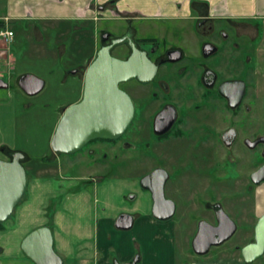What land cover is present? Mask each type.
Listing matches in <instances>:
<instances>
[{
  "label": "flooded vegetation",
  "instance_id": "af4514ba",
  "mask_svg": "<svg viewBox=\"0 0 264 264\" xmlns=\"http://www.w3.org/2000/svg\"><path fill=\"white\" fill-rule=\"evenodd\" d=\"M190 6L188 14L173 18L121 17L115 13L110 19L102 17L111 21L113 35L107 30L101 32L98 49L121 39L111 54L127 59L132 53L131 40L136 48L146 52L157 70L147 82L132 78L119 84L134 108L132 121L119 137L93 139L78 151L64 154L75 156L92 143L105 142L114 148L117 163V143L139 117L142 128L139 126L137 131L146 136L147 155L157 150L160 164L143 176L156 168L163 169L167 173L166 198L173 200L165 194L166 184L179 178L189 180V194L201 199L199 202L191 198L179 210L173 200V215L162 220L172 221L174 237L180 231L183 240L190 235L194 252L192 240L199 223H218L213 206L220 204L229 216L225 209L231 208L213 200L214 194L237 192L238 197H252V206H233L237 211L232 212L233 217L229 216L236 229L237 222L253 226L249 242L254 238L258 218L264 213L257 217V195L264 192V181L252 180V174L264 165V15L212 16L206 4L192 1ZM143 20L148 23L144 26L154 27L150 28L151 35L141 31ZM134 145L127 141L124 148L133 149ZM87 151L88 156L95 155L93 148ZM240 180L245 187L240 186ZM145 191L149 193L152 208L151 194ZM177 212L180 216L199 212V217L195 222H189L187 216L177 222L173 219ZM2 255L0 246V259Z\"/></svg>",
  "mask_w": 264,
  "mask_h": 264
},
{
  "label": "rangeland",
  "instance_id": "374dc122",
  "mask_svg": "<svg viewBox=\"0 0 264 264\" xmlns=\"http://www.w3.org/2000/svg\"><path fill=\"white\" fill-rule=\"evenodd\" d=\"M110 1L120 10L122 9L125 12H129L131 16L141 18L143 17V11L148 13L160 10L164 11L167 10L165 9L166 2H169V5L174 8V6H178V3L181 4L182 0H107L104 4ZM205 1L212 2L210 0ZM235 1H243L240 8L245 6L248 10L247 12L253 11L257 13V16H261L258 13L262 12L258 11L262 6L261 3L264 4V0H257V3L256 0H252V2H250V0H217L216 3L220 4L222 7L228 5L232 8V3ZM5 3L6 0H0V14L5 13ZM42 4L45 5L44 9H46L48 13V3ZM27 22L37 24L44 37L43 43L48 44V47L56 48V43H63L69 47L70 45L74 46L80 44L82 41H84V44L85 41H89L88 36L74 33V29L71 27L70 29H68V27H62L64 32L60 35L58 29L55 27L58 22L54 20H23L21 22L23 25L15 22L10 23V27L17 31L16 39L15 42L8 44V49L6 50L11 52L12 55L18 56L20 63L16 68H10L6 64V61L0 60V77L8 84L7 88H0V145H13L17 150L27 153L31 159L25 162L26 168L29 171L27 175L26 191L21 201L14 209L11 217L2 223L3 228L0 230V246L3 250V255L0 259V264H33V262L22 253L19 248V243L27 233L37 227L48 225L51 227L52 232H54L56 228L55 220L57 219V222L64 227V230H69L66 225L70 224V230L77 233L76 236H78V234H80L78 224L81 223L86 225V222L90 219V215L91 222L99 221L98 214L94 211V207L97 205L95 193H97L98 201L102 204V207L107 206L108 208L115 207L118 209L114 214L109 216L112 224L114 218L117 216L116 213L127 210L133 211V208L137 206L148 213L147 209H150L151 203L150 196L148 192L141 188L139 181L147 171L160 165L157 150L156 153L147 155V150L144 146L146 136H144L142 132L138 133L137 131L142 124L139 117L136 118L130 130H128L117 143L116 150L119 155L117 163L113 157L114 148H111V146L105 142L92 143L75 154V156L55 154L50 149V138L63 108L74 103L75 101L72 102V100H75L79 94V81L78 79H74L71 74H68L66 76L67 79L62 81L66 75V67H64V64H66V59L70 54L63 56L59 55L57 51L43 53L34 52L32 50L34 47H41L43 43H40L42 41L33 39L32 31L30 32L28 26H26ZM70 23L72 25V22ZM144 24L148 23H145V20H143L141 23V26L143 25L141 31L147 35H151L150 28L153 29L154 27L151 25L144 26ZM98 25L99 29L96 33V40L99 47L100 33L107 30L112 34V28L111 21L108 19H101ZM4 28L8 27L5 26ZM86 46H88V43H86ZM83 71L84 67L76 70L75 74L81 75ZM25 73L36 74L46 81L45 86L39 93L27 95L19 88L14 75H22ZM127 141H132L135 144L132 147L133 149L124 148L126 147ZM88 148H93L95 155L91 157L88 156ZM1 157H4V155L0 151V159H3ZM37 178H53L56 182H60V188H63V185L66 183L67 187L61 194L57 193L45 196L42 195L43 191L39 189L37 194L34 195L32 187V190H29V188L31 186L30 183L33 181L38 183L41 181L37 180ZM239 182L240 186L244 185L243 180ZM189 186H191L189 180L179 178L175 179V181L171 179L166 184L165 194L176 201L178 210L182 205L188 204L189 200H192L191 198L194 200L196 198L199 202L201 201L198 196L192 197V195L189 194ZM237 187H239V183ZM216 188H220V186L216 185ZM82 190H87L90 193L91 203L94 205L90 215L89 211H87L89 209H85L87 206H84L82 201L79 202L78 208L84 209V211H77L74 215L70 214L66 207H62V211L65 214L71 215L69 219L71 223L74 224V227L69 223L67 218L56 215L55 213L58 209H61V203L65 196L64 194L71 195L81 192ZM212 199L219 200L221 204L231 208L230 211L225 209L230 217L234 215L232 212L234 213L237 211V207L233 206L240 204L253 205L252 197L251 199L250 196L247 195L238 197L237 192L224 196L220 195V193L214 194ZM25 201L26 203L28 202V206H31V209L26 208L24 212L21 211V209L19 211L18 208ZM66 203L64 204L68 206ZM192 203L195 204L196 201ZM247 209L248 208L245 210ZM133 213L136 216H143L144 214L143 211H133ZM186 214L180 216L177 212L173 219L177 222H181V218L185 220L187 216L189 222H195L199 217V212H187ZM20 219H22V222ZM245 219L250 220L249 217H245ZM170 223L172 224V221ZM112 227L113 225H111V229ZM164 230L165 228H161L158 231L159 233L161 231V233L165 234L166 232ZM193 231L194 228L191 233ZM180 233L176 232L175 235L176 254L180 260L184 261L186 257H191V259L203 258L204 256L198 255L192 251L190 247V235L183 240ZM252 233L253 226L251 224L237 222V229L233 236L222 244L211 247L206 254L208 257L214 259L224 254V256L228 257L227 263H229V261H231L229 259L234 255L237 256L241 248L249 242ZM74 239L70 238L69 247L71 244L73 253L76 254L80 250L78 246L81 241ZM63 242L67 244L64 238ZM133 243L135 250L134 255L141 254L140 244L137 243L135 239H133ZM58 245L59 244L55 242L54 249L63 258L64 264H93L94 261L92 259L87 260V262H80L74 257L65 256L64 253L58 249ZM114 257V251L111 249L110 259H114ZM240 261L241 264H246L243 259ZM249 264H264V255Z\"/></svg>",
  "mask_w": 264,
  "mask_h": 264
},
{
  "label": "water",
  "instance_id": "95a60500",
  "mask_svg": "<svg viewBox=\"0 0 264 264\" xmlns=\"http://www.w3.org/2000/svg\"><path fill=\"white\" fill-rule=\"evenodd\" d=\"M120 41L97 49L93 59L83 71L81 99L63 108L50 138V148L56 154L73 153L93 139H115L130 124L134 115L132 101L119 84L132 78L140 82L149 81L156 73L157 66L146 56L145 51L135 47L127 59L111 54L113 46ZM19 88L27 95H35L44 87L40 77L25 73L18 77ZM8 84L0 77V88ZM25 155L21 151L11 153L10 159H0V224L11 217L21 201L27 187V173L22 164ZM165 170L156 168L141 177L140 186L151 194V214L158 220H166L174 213L175 203L164 195ZM254 182L264 181V165L252 174ZM218 223L211 225L201 221L192 240V248L197 254H205L211 246L220 245L234 233L235 223L223 211L220 204L213 206ZM115 227L130 229L133 216L120 213L115 219ZM22 253L33 264H64L63 258L54 249V236L50 226L43 225L27 233L20 241ZM264 255V213L258 218L254 228V238L241 248V257L246 264ZM139 255L129 262L113 261V264H137Z\"/></svg>",
  "mask_w": 264,
  "mask_h": 264
},
{
  "label": "crops",
  "instance_id": "0c3cea01",
  "mask_svg": "<svg viewBox=\"0 0 264 264\" xmlns=\"http://www.w3.org/2000/svg\"><path fill=\"white\" fill-rule=\"evenodd\" d=\"M106 1L107 0H6L4 7L5 13L0 14V20L4 22V26L8 27V29L12 30L14 33L11 43L15 42L17 31L16 29L10 27V23H21L23 20H54L58 22L55 27L56 29H58L60 35L62 32H64L62 27H68V29H70L71 27L74 29V33H80V35L82 34V36L89 37V41H85V44L84 41H82L80 44H76L74 46L70 45L69 47H67L66 44L56 43V48H52L48 47V44L43 43L44 37L37 24L27 22L26 25L28 26L30 32L32 31L33 39L37 41H42L40 43H43L41 47H34V49H32L34 52L50 53L51 51H57L59 55L63 56L70 54V56L66 59V64H64V67H66L67 69L65 68L66 75L64 76V79H62V81H65L67 79L66 76L68 74L73 75L74 79H78L79 94L77 98H75V100H72V102H74L80 98L83 86V74H75V71L82 69L83 67L85 69V67L93 59L95 52L98 49L96 33L99 29V21L102 19V17L110 19V17L114 15V13L116 15H120L121 17H128L131 15L129 12H125L122 9L120 10L115 4H113L112 1L104 4ZM192 1H196L197 4H206L208 6L207 10L212 16H252L257 14L253 11L247 12L248 10L245 6L243 8H240L243 1L233 2L232 8H230L228 5L225 7L220 6V4L216 3L217 0H210L212 2L205 0H182L181 4L177 2L178 6L176 5L174 6V8L169 5V2H166L165 9L167 10L153 11L152 13L143 11L142 15L148 17L170 18L186 15L191 9L190 3ZM250 2H252V0H250ZM42 3H48L49 6L47 5V7H49L50 13H47L46 9H44L45 5ZM111 5H114V9L117 12H115V10L111 8ZM261 5L262 6L261 8H259L258 12L262 13L258 14L264 15V10H262L264 9V4L261 3ZM70 22H72V25ZM86 43H88V46H86ZM6 49H8V45L6 46L0 41V60L6 61V64L10 68H16L20 63L18 56L12 55V53L8 52V50ZM14 76L15 81L17 82L18 77L20 75ZM45 83L46 81L44 80V86ZM14 149L16 148L13 145L1 144L0 151L4 155V157L1 158L4 159L8 157V152ZM37 180L41 181H39V183L36 181L30 183L31 186L29 190L33 189L34 195L37 194L39 189L43 191L42 195L45 196L57 193L61 194L67 187L66 183L63 185V188H60V182H56L53 178H37ZM64 195L65 196L61 203V209H58L56 211V215H61L62 217L67 218L69 220V223H71V220L69 219L71 215L65 214L62 211V207H66L69 213L74 215L75 213H77V211H84V209L78 208L79 202L81 201L84 206H87L85 209H89L87 210L89 211V215L91 214L94 205H92L91 203V196L87 190H82L81 192H77L71 195ZM95 195L97 205L96 207H94V211L97 212L99 221L91 222L90 215V219L86 222V225L81 223L78 224V230L80 232L78 236H76L77 233L72 232L70 230V224L66 225L69 230H64V227H62L57 222V219L55 220L56 228L53 232L55 238L54 243L57 242L59 244L58 249H60L61 252H63L64 255L67 257H74L80 262H87V260L92 259L94 261L93 264H113L114 260H117L118 262L122 263L129 262L135 256V250L133 245V239H135L141 247V254H138L139 261L137 264H241L240 260L242 259V257L240 255V252H238L237 256L234 255L233 257H231L229 259L231 260L229 261V263H227L228 257L224 256V254H222L221 257L217 259L208 257V255L206 254L203 255L204 257L200 259H191V257H186V260L181 261L176 254V243L172 229L173 227L170 223L171 221L163 222L162 220H158L154 218L152 214H150L151 208L147 209L148 213H146L145 210H141L139 206H137L136 208H133V211H143V216H136L133 211L128 210L120 212L131 214L133 216V225L130 229L127 230L118 229L115 227L114 223L116 217L120 213H116L117 216L114 218L113 224L109 217L110 215L114 214L118 209H116L115 207H102V204L98 201L97 193H95ZM64 203L68 204V206ZM26 208L31 209V206H28V202L26 203L25 201L23 204L20 205L18 210L20 211L21 209V211L24 212ZM263 212L264 192L257 195V217ZM20 221L22 222V219H20ZM72 225L74 226V224ZM111 225H113L112 229ZM161 228H165V234L161 233V231L159 233L158 230H160ZM63 238L65 239L67 244L63 242ZM70 238L81 241L80 245L78 246L80 250L76 254L73 253L71 244L69 247ZM111 249H113L115 254L114 259H110Z\"/></svg>",
  "mask_w": 264,
  "mask_h": 264
},
{
  "label": "built area",
  "instance_id": "2783aa9c",
  "mask_svg": "<svg viewBox=\"0 0 264 264\" xmlns=\"http://www.w3.org/2000/svg\"><path fill=\"white\" fill-rule=\"evenodd\" d=\"M13 36V31L8 28H3L0 30V41L6 46L12 42Z\"/></svg>",
  "mask_w": 264,
  "mask_h": 264
},
{
  "label": "trees",
  "instance_id": "16d2710c",
  "mask_svg": "<svg viewBox=\"0 0 264 264\" xmlns=\"http://www.w3.org/2000/svg\"><path fill=\"white\" fill-rule=\"evenodd\" d=\"M5 26H4V22L0 20V30L3 29ZM15 151H21V150H17V149H14V150H10L8 152V156L10 157L11 153L15 152ZM22 152V151H21ZM24 155H25V159L24 161H22V164L23 166L25 167L26 169V173L27 175L29 174V171L27 170L26 168V165H25V162H28L31 158L29 157V155L25 152H22ZM0 228L2 229L3 228V224H0Z\"/></svg>",
  "mask_w": 264,
  "mask_h": 264
}]
</instances>
